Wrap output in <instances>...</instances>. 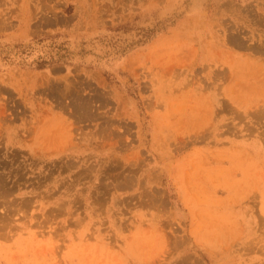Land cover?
<instances>
[{
  "label": "rangeland",
  "instance_id": "1",
  "mask_svg": "<svg viewBox=\"0 0 264 264\" xmlns=\"http://www.w3.org/2000/svg\"><path fill=\"white\" fill-rule=\"evenodd\" d=\"M0 264H264V0H0Z\"/></svg>",
  "mask_w": 264,
  "mask_h": 264
},
{
  "label": "bare ground",
  "instance_id": "2",
  "mask_svg": "<svg viewBox=\"0 0 264 264\" xmlns=\"http://www.w3.org/2000/svg\"><path fill=\"white\" fill-rule=\"evenodd\" d=\"M239 43V42H238ZM81 109H82V106H81Z\"/></svg>",
  "mask_w": 264,
  "mask_h": 264
}]
</instances>
